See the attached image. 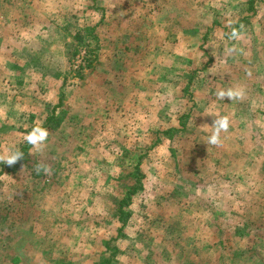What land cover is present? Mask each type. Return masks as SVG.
<instances>
[{
	"label": "rangeland",
	"instance_id": "1",
	"mask_svg": "<svg viewBox=\"0 0 264 264\" xmlns=\"http://www.w3.org/2000/svg\"><path fill=\"white\" fill-rule=\"evenodd\" d=\"M16 5L43 64L0 66V264H264V0Z\"/></svg>",
	"mask_w": 264,
	"mask_h": 264
},
{
	"label": "crops",
	"instance_id": "2",
	"mask_svg": "<svg viewBox=\"0 0 264 264\" xmlns=\"http://www.w3.org/2000/svg\"><path fill=\"white\" fill-rule=\"evenodd\" d=\"M16 3H19V0H0V17H2L1 13H4V18H8L5 19L3 25L8 23L11 16L10 14H13L15 11L18 12L17 9H20L21 13L23 12V7L21 5L18 7ZM3 6L5 7L4 9L2 8ZM7 25H9V23ZM25 34L26 32L19 30L17 27H14L12 30V27L7 28L0 26V66L3 65L4 67L5 64H43L39 61L38 55L35 56V53H38L37 49L42 47H34L35 51L32 50V48L29 47L31 44H28V41L30 40L28 38L29 35H26L27 38H24ZM32 36L36 38L37 34L33 33ZM18 39L19 41H17ZM22 42L25 45L24 48H20L17 44L20 43L22 45ZM28 49L31 51H28ZM44 64H51V62L49 63L46 60ZM12 259L14 262L19 261L18 257Z\"/></svg>",
	"mask_w": 264,
	"mask_h": 264
},
{
	"label": "clouds",
	"instance_id": "3",
	"mask_svg": "<svg viewBox=\"0 0 264 264\" xmlns=\"http://www.w3.org/2000/svg\"><path fill=\"white\" fill-rule=\"evenodd\" d=\"M231 36L233 38H236L238 37V33L235 30H233ZM216 95L220 100H225V98H228L230 101H232L233 99L242 98L244 93L242 89H227V90L218 91ZM215 117L216 118L212 124L211 134L209 135L208 139L204 141L206 142L207 145L220 144L221 133L227 132L230 127V122L228 117L219 116V115H215ZM48 135L49 133L45 128L41 126H36L32 129V131L29 134L25 136V140L27 141V143L39 148L46 142ZM21 158H23V153L20 152L19 150H16L9 153L5 158H3V163H7L8 165L11 166ZM45 170L48 171V169Z\"/></svg>",
	"mask_w": 264,
	"mask_h": 264
},
{
	"label": "trees",
	"instance_id": "4",
	"mask_svg": "<svg viewBox=\"0 0 264 264\" xmlns=\"http://www.w3.org/2000/svg\"><path fill=\"white\" fill-rule=\"evenodd\" d=\"M81 47L86 49L85 50L86 51V57L84 58L85 64L86 63L88 64V62L91 63L92 62L91 54H93V53L95 54V51L93 49L89 48V46H87V45H84ZM89 65H91V64H89ZM20 151L23 153V158H21L20 160H18L15 164H13L11 166L8 165L7 163H3L2 165H4L5 168L8 170H15L16 168H18L20 166L21 163L27 162V160H29V159H25V157H28L27 155L29 154V147L26 146V147L22 148ZM136 170H137L136 176H135L136 186H133V190L129 189L127 191L125 202H128V200L132 198L133 194H137L143 190V177L145 175L141 171L139 165H137ZM99 264H107V262L103 261L102 263H99Z\"/></svg>",
	"mask_w": 264,
	"mask_h": 264
},
{
	"label": "built area",
	"instance_id": "5",
	"mask_svg": "<svg viewBox=\"0 0 264 264\" xmlns=\"http://www.w3.org/2000/svg\"><path fill=\"white\" fill-rule=\"evenodd\" d=\"M83 58H84V56H83Z\"/></svg>",
	"mask_w": 264,
	"mask_h": 264
}]
</instances>
